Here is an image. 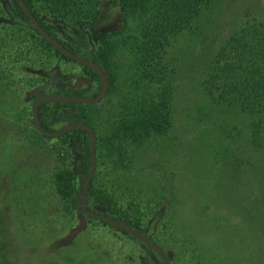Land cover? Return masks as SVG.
Instances as JSON below:
<instances>
[{
  "label": "rangeland",
  "instance_id": "374dc122",
  "mask_svg": "<svg viewBox=\"0 0 264 264\" xmlns=\"http://www.w3.org/2000/svg\"><path fill=\"white\" fill-rule=\"evenodd\" d=\"M72 1L35 4L45 7L54 34L84 56L89 27L110 71L101 102L53 106L52 125L81 120L97 131L93 208L146 233L173 264H264V112L243 110L237 91L229 93L241 96L233 106L219 96L234 80L230 74L211 81L219 98L203 84L224 41L232 35L250 40L252 26L264 22V0H196V17L191 5L178 10L174 0ZM11 2L0 0V24H13L11 49L23 41L28 56L16 63L0 55L16 75V98L8 106L18 112L0 127V145L22 144L0 159V194L54 192L63 208L54 237L29 202L19 215L24 220L10 208L0 228L10 222L11 236L0 234L9 256L0 264H164L132 234L79 209L89 135L44 137L32 105L52 78L57 94L70 95L96 96L101 81L22 30ZM51 6L59 18L46 10Z\"/></svg>",
  "mask_w": 264,
  "mask_h": 264
},
{
  "label": "trees",
  "instance_id": "16d2710c",
  "mask_svg": "<svg viewBox=\"0 0 264 264\" xmlns=\"http://www.w3.org/2000/svg\"><path fill=\"white\" fill-rule=\"evenodd\" d=\"M25 1L32 10V12L40 20L42 25L45 26L49 31H52L50 25L46 24L47 22L45 20V15L47 14V12L43 13L41 11V8L43 9L45 7H41L42 5L40 6L38 5L39 6L38 7L35 4V2L39 0H25ZM46 1L57 2V0H46ZM119 1L123 3L124 0H119ZM193 1H195V3L192 7ZM71 2L73 1L71 0ZM74 2L76 3L77 1L74 0ZM173 4L176 5L178 10L180 9L181 4L191 5L188 11L189 13L193 12L194 17H196V15L200 12L196 0H174ZM46 10L54 14V17L59 18V15L57 14V12H55L56 9L54 6L46 7ZM3 11H4L3 7L2 5H0V14ZM10 11L13 14H16V19L19 22L17 25L22 30H27L31 32V35L33 37L35 36L40 37L41 40L45 43L46 47L53 48L59 55H61L66 59H69L66 55H64L58 49H56L52 44L46 41L35 27L34 30L33 27H30L29 24L31 23H29L26 13L24 12V10L22 9V7L20 6L17 0H13V2H11ZM92 16L94 19L99 18L100 13L99 14L94 13L92 14ZM83 22L84 20H78L77 24H81ZM12 26L13 24L11 23L2 22V24H0V55L7 56L17 63V61H20L21 58L23 57L26 58L28 56V51H26L25 47L22 45L23 41H18V42L16 41L17 42L16 46L13 47V50L11 49V44L12 42H15V38H16L15 35H13L15 30L13 29ZM251 29H254V32L250 40H247L246 37L232 35L224 41V43L221 45V47L218 49L216 53L215 60L212 61V65H211L212 69L209 71L208 75H206L207 78H205L203 84L205 90L212 98L215 97L219 98L220 96L221 98L226 100L228 104L233 106L234 105L233 102L237 103L239 101L238 99L241 98V96H243L242 103H239L242 106L243 110L260 113V112H264V22L263 21L257 22L252 26ZM62 42L67 47L70 48V46H68L64 41ZM70 49L73 50L72 48ZM95 59L102 65L103 63L100 61H105V57L99 51V47L97 52L95 53ZM3 61H0V127L5 124H11L12 117H15L16 114L18 113L16 109L11 108V106H8L11 103V101L16 98L17 92L16 90H14L16 83L15 81L16 75L9 73L7 71V69L11 68L10 66H12V64L8 61V59L5 58L3 59ZM89 70L93 74V76L99 78V76L96 73H94L91 69ZM221 74L225 76H227V74H230L234 78V80L231 83H229V85L226 86L227 87L226 91H224L225 88L224 87L222 89V94L217 96L212 87L211 81L214 78L220 77ZM230 91H237L240 93L241 96H230L229 95V93H231ZM77 94L84 95L81 93H77ZM75 104L76 103H55V102L42 104L40 107V118L42 124L50 130H57L58 128H60V126H56L55 123H53L52 125L53 115H55V111H53L54 108L53 106L55 107L71 106ZM79 121L81 120H77L75 122H79ZM253 130L254 132H256L255 127ZM74 132L86 133V131L84 130H77ZM5 135L6 134H4V136ZM20 145H22L20 141H16V144L11 147L5 146L4 144L0 145V159H7L9 153L16 154L15 153L16 147ZM85 166L87 169L90 168V151L88 153V161L85 163ZM93 182H94V178L92 179L88 194V203L92 209L96 210L95 208H93V205L90 202L92 198H97V195H95V192H93L92 190ZM24 193H25L24 191L13 192L8 190L6 194H0V228H2L3 227L2 225L6 222L5 217L6 216L9 217L8 211L10 210V208H14L17 212V217H20L19 218L20 220H24L23 219L24 216L21 217L19 215L21 210H23L26 207V204L29 202L30 210L35 215L34 218L40 216L41 219L48 220V222L44 220L48 228L44 232H46L51 237L56 236V234H58L59 232L56 231L57 229H55V227L57 226L56 222H58V218L56 216L58 211H61L63 208V206L59 201L57 193L54 192H50L47 194L44 193L43 198H41L42 195L39 194L38 192H32L31 197L29 193H27L26 195L27 198L25 197ZM78 207L79 209H81L80 205ZM98 212L111 215L101 210H99ZM11 228L13 231H16L15 226H12ZM38 232L39 233L42 232L39 229V227H38ZM0 234L3 235L4 239H7V237L11 236L10 222L7 223V227L5 229L0 231ZM3 247L6 250L9 249V246L7 244L1 245L0 257L7 258L9 255L5 253Z\"/></svg>",
  "mask_w": 264,
  "mask_h": 264
},
{
  "label": "water",
  "instance_id": "95a60500",
  "mask_svg": "<svg viewBox=\"0 0 264 264\" xmlns=\"http://www.w3.org/2000/svg\"><path fill=\"white\" fill-rule=\"evenodd\" d=\"M24 12L26 13L29 22L33 27H35L42 37L52 44L61 53L66 55L69 59L82 64L90 68L94 73H96L101 81V89L96 96L91 95H79V94H54V90L51 87L49 93L38 96L32 105V120L33 123L43 136L50 138H59L66 135L69 132L84 130L90 136V168L86 176L81 196H80V208L89 217L97 219L102 222L114 225L130 234L135 238L139 239L149 247H151L162 259L164 264H173L172 260L168 256L164 248L157 243L153 238L148 236L146 233L140 231L133 225L118 219L114 216L107 215L92 209L88 203V194L91 186L92 179L97 170V146H98V135L94 126L88 122H71L64 124L57 130H50L46 128L40 118V107L44 103H84V104H96L101 102L109 92L111 79L110 71L105 69L98 61L95 59V53L98 50V45L93 38L90 29H86L87 40L89 43V56L80 55L69 47H67L62 41H60L54 34H52L46 27H44L36 15L32 12L25 0H17Z\"/></svg>",
  "mask_w": 264,
  "mask_h": 264
},
{
  "label": "flooded vegetation",
  "instance_id": "af4514ba",
  "mask_svg": "<svg viewBox=\"0 0 264 264\" xmlns=\"http://www.w3.org/2000/svg\"><path fill=\"white\" fill-rule=\"evenodd\" d=\"M28 21H29V19H28ZM40 21V20H39ZM30 23V22H29ZM42 24V23H41ZM46 24H48V23H46ZM45 27V26H44ZM47 29V28H46ZM86 29H90V28H84L83 29V31H84V33L86 34V36H87V33H86ZM52 31H50L52 34H54V30L53 29H51ZM91 30V29H90ZM91 32H92V30H91ZM55 35V34H54ZM92 35H93V33H92ZM56 36V35H55ZM57 37V36H56ZM58 38V37H57ZM93 38H94V36H93ZM59 39V38H58ZM86 39H87V37H86ZM60 41H61V39H59ZM95 40V39H94ZM88 41V40H87ZM96 41V40H95ZM89 49V43H88V48H87V50ZM88 56H89V51H88ZM101 64V63H100ZM102 65V64H101ZM105 69H107V67L106 66H104V65H102ZM86 67V66H85ZM90 69V68H89ZM100 79V78H99ZM51 87L53 88V92H54V94H57L56 93V86H55V79L54 78H52L50 81H49V83H48V85H47V89L42 93V95H45V94H47V93H49V91H50V89H51ZM42 95H40V96H42ZM64 124H62L61 125V127L63 126ZM59 129V128H58ZM96 130V129H95ZM97 132V131H96ZM87 133V132H86ZM88 134V133H87ZM89 135V134H88ZM98 135V134H97ZM89 138H90V136H89ZM160 257V256H159ZM162 260V259H161ZM164 263V262H163Z\"/></svg>",
  "mask_w": 264,
  "mask_h": 264
}]
</instances>
